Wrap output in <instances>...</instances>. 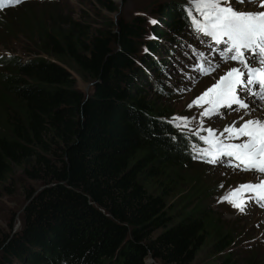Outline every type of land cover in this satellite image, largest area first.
Here are the masks:
<instances>
[{
  "label": "trees",
  "instance_id": "1",
  "mask_svg": "<svg viewBox=\"0 0 264 264\" xmlns=\"http://www.w3.org/2000/svg\"><path fill=\"white\" fill-rule=\"evenodd\" d=\"M0 1L1 12L38 0H7L5 9ZM101 2L117 11L112 0ZM164 5L156 12L171 31L153 30L149 39L139 16L93 31L78 20L60 27L31 15L21 32L43 56L0 54L8 97L0 185L20 169L41 186L28 191L20 228L0 240V264H190L201 252L241 264L226 252L238 234L214 215L208 188L191 172L197 138L168 124L171 114L150 96L168 92L158 76L172 67L158 53H173L171 41L193 29L182 5ZM150 67H158L153 77ZM171 136L183 137L187 150Z\"/></svg>",
  "mask_w": 264,
  "mask_h": 264
},
{
  "label": "rangeland",
  "instance_id": "2",
  "mask_svg": "<svg viewBox=\"0 0 264 264\" xmlns=\"http://www.w3.org/2000/svg\"><path fill=\"white\" fill-rule=\"evenodd\" d=\"M112 1L117 6L116 12H109L104 9L101 0H38L3 10L0 12V54H11L22 59L43 56L35 53L38 49L37 40L31 39L30 34L26 36L21 32L24 28L23 22H28L31 15H40L41 18L44 17L48 25L60 27H67L70 21L78 20L93 31L112 28L111 23L113 24L118 17L130 21L135 16H139L145 25V36L149 39L152 38L151 33L153 30H158L164 34L171 31V29L165 27L163 21L161 23L162 19L160 17L162 14L156 12L158 5H162L161 11L166 9L164 4L170 2L191 8V0ZM253 4L256 5L257 10H264V8H259V0H253L245 10H253ZM240 7L244 9V5H240ZM191 10L193 15L200 19L195 9L191 8ZM152 20H156L157 23H151ZM8 25L11 26L10 30L7 29ZM161 39L158 40V43L160 48H164L166 43L165 41L164 44L161 43ZM171 43L177 44L173 53L169 52L167 54L163 51V53H158L157 56L164 64L172 67L171 72L158 76V79L163 83L164 91L168 90V92L155 93L151 90L154 94H150V96L163 104L171 114L170 118L173 114L189 118L187 127L177 129L192 134L200 128L202 129L200 135L206 136L208 135L206 129L212 127L217 130L215 137H218L223 134L225 126L236 120L238 116L249 119L250 115L246 114V110L230 111L227 108H222L221 112L224 113L222 116L204 117L202 121L200 114L203 112L205 105H194L189 109L187 105L211 84L215 83L220 75H224L230 67L239 65L237 62L234 63L219 58L218 46L215 45V49L209 48L208 44L212 45L214 42L209 37L201 36V33L196 32L194 28L186 29L184 33L178 34V37ZM213 51H215V56H213ZM201 52L202 54L207 53V55H204L205 62L211 64L214 68L208 74L199 72L196 67V58ZM157 68L150 67L149 75L151 77L157 72ZM71 73L75 79V86L83 92H88L89 84L75 72ZM253 87L258 90L257 85ZM6 99L8 97L0 82V122L3 117V109L6 106ZM261 102L264 104V101ZM232 107L236 108L235 105ZM194 136L200 144V149L207 147L198 135ZM199 150L197 154H199ZM223 159L226 161L228 158L224 157ZM236 163L238 162L233 164ZM191 172L198 176L200 187L208 188L205 200L214 215L220 217L225 224L232 227L238 234V238L226 252L236 257L241 264H247L250 261L264 264V200L257 199L251 192L242 190L238 196L251 197L246 201L243 211L234 208L227 200H221V197L226 195L230 189L246 182L255 184L254 181L257 183L259 180H264V175L259 172L242 171L235 166H229L227 163L219 161L209 163L199 159L193 162ZM40 188L39 181L28 178L20 169H14L0 185V240L5 235L10 232L12 234V231L20 228V215L27 202V193L30 190L37 191ZM190 264H217V258L201 252Z\"/></svg>",
  "mask_w": 264,
  "mask_h": 264
},
{
  "label": "snow or ice",
  "instance_id": "3",
  "mask_svg": "<svg viewBox=\"0 0 264 264\" xmlns=\"http://www.w3.org/2000/svg\"><path fill=\"white\" fill-rule=\"evenodd\" d=\"M252 2L253 0H191V8L195 9L200 19L193 15L190 7L182 6V11L187 13L185 18L193 28L203 33L204 37H210L218 46L219 58L239 65L230 67L187 105L189 109L194 105H205L200 114L202 121L204 117L222 116V108L230 111L246 110L247 115L260 111V103L264 101V10H257L255 4L253 10H245ZM240 5H244V9ZM259 8H264V0H259ZM151 23L155 24L157 21L152 20ZM208 47L212 48V45L209 43ZM213 70V66L209 64L208 71ZM254 85H258V90ZM188 120V117L173 114L167 123L182 129L187 127ZM201 130L198 128L192 134L198 135L207 147L201 148L199 154H196V145L193 144V159L209 163L219 161L242 171L264 175V118L245 119L238 116L225 126L223 134L218 137H215L217 130L212 127L206 129V136L200 135ZM181 139L183 137L171 136L178 150H187V145L179 143ZM224 157L228 159L225 161ZM233 158L238 162L235 165ZM242 190L251 192L257 199H264V180L255 184L242 183L230 189L221 200H227L234 208L243 211L246 201L251 197L238 196Z\"/></svg>",
  "mask_w": 264,
  "mask_h": 264
},
{
  "label": "bare ground",
  "instance_id": "4",
  "mask_svg": "<svg viewBox=\"0 0 264 264\" xmlns=\"http://www.w3.org/2000/svg\"><path fill=\"white\" fill-rule=\"evenodd\" d=\"M259 107H260V111L258 113H255V114L250 115V117H248L249 119H252V118H255V117L264 118V104H262V102H261ZM245 119H247V118H245ZM254 182L256 183V181H254Z\"/></svg>",
  "mask_w": 264,
  "mask_h": 264
},
{
  "label": "water",
  "instance_id": "5",
  "mask_svg": "<svg viewBox=\"0 0 264 264\" xmlns=\"http://www.w3.org/2000/svg\"><path fill=\"white\" fill-rule=\"evenodd\" d=\"M16 230L12 231V233H14Z\"/></svg>",
  "mask_w": 264,
  "mask_h": 264
}]
</instances>
